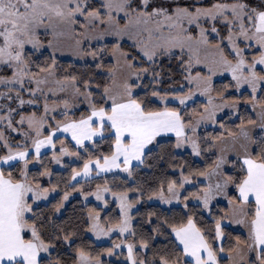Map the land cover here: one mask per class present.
I'll return each mask as SVG.
<instances>
[{
  "label": "snow or ice",
  "instance_id": "snow-or-ice-1",
  "mask_svg": "<svg viewBox=\"0 0 264 264\" xmlns=\"http://www.w3.org/2000/svg\"><path fill=\"white\" fill-rule=\"evenodd\" d=\"M0 264H264V0H0Z\"/></svg>",
  "mask_w": 264,
  "mask_h": 264
}]
</instances>
